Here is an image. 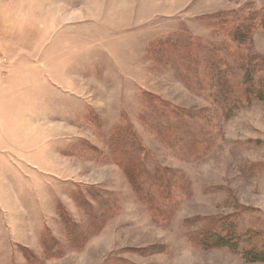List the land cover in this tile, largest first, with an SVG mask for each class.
Here are the masks:
<instances>
[{
    "label": "rangeland",
    "instance_id": "rangeland-1",
    "mask_svg": "<svg viewBox=\"0 0 264 264\" xmlns=\"http://www.w3.org/2000/svg\"><path fill=\"white\" fill-rule=\"evenodd\" d=\"M263 9L264 0H0V264H264L244 257L245 244L197 241L214 217L264 234V104L225 115L211 79L201 73L211 87L198 91L161 43L227 48L214 19ZM252 39L244 55L264 58V29ZM150 98L185 112L182 132L163 137ZM116 137L144 146L161 170L169 191L148 193L161 214L136 190L156 178L134 158L123 163L129 175Z\"/></svg>",
    "mask_w": 264,
    "mask_h": 264
},
{
    "label": "trees",
    "instance_id": "trees-1",
    "mask_svg": "<svg viewBox=\"0 0 264 264\" xmlns=\"http://www.w3.org/2000/svg\"><path fill=\"white\" fill-rule=\"evenodd\" d=\"M214 21L217 23L220 32L230 39L229 47L208 45L201 47V44L198 45L193 39H187L184 42H174L172 39L159 41L165 43V46L177 50L171 58L177 59L175 62L179 65L180 71L193 81L198 91L204 92L210 90L209 86L211 87V85H206L203 79H201V73L211 79L212 86L217 89V92L214 94L215 101L222 108L221 110L225 115H230L233 111L249 104L253 100L264 104V58L252 50L251 54L244 55V53L249 52L255 31L257 29H264V9L258 12H250L245 17L239 16L235 12L220 14ZM232 82H235V84H232ZM207 87L208 89H206ZM150 100L157 105L158 119L160 122L163 121L166 124L165 131L167 134L163 136L166 140L169 137L173 138L175 134L183 131L185 122L182 116L185 112L183 114L182 111L170 107V105L164 104L157 99L150 98ZM168 118L172 122L173 119H176L175 123L171 125ZM118 139L117 137L115 138L114 151L115 155L117 154V157L121 159L122 167L124 168L123 163H126L124 161L127 158H134L143 168L141 172L144 171L152 175L153 178H156L157 181H148L149 183L144 184L141 188L136 186V190L141 199L153 207L157 213L161 214L162 211L153 203V199H160L158 196L159 191H169L167 182H164V185L161 182L158 183V181L165 180V178L161 177V170L157 167L150 170L148 162L152 159L145 152L144 146L139 145L137 142L124 145ZM127 172L130 176L134 177L132 173ZM155 182L158 184H155ZM173 191L174 189H172ZM148 193H152L153 199L149 197ZM91 196L96 201L104 199L103 196H99L98 194L96 196L91 194ZM78 197L85 211L92 213L93 206L86 201L88 199L87 196L78 192ZM163 201L158 202L161 203L160 205H163ZM164 202L167 203V207H170V203L167 200ZM99 206L102 207L103 205ZM46 234H44V239ZM197 237V241L199 240L208 248L229 246L239 249V246L245 244L242 250L244 257L252 263H264V234H260L259 232L240 234L236 217L227 216L208 219L205 221L203 229L199 233L197 231ZM243 237H245V242L240 240ZM257 244L259 245L258 250L253 247ZM43 245L46 251L50 250L49 247L51 246L45 245V243Z\"/></svg>",
    "mask_w": 264,
    "mask_h": 264
},
{
    "label": "crops",
    "instance_id": "crops-1",
    "mask_svg": "<svg viewBox=\"0 0 264 264\" xmlns=\"http://www.w3.org/2000/svg\"><path fill=\"white\" fill-rule=\"evenodd\" d=\"M41 10V9H40Z\"/></svg>",
    "mask_w": 264,
    "mask_h": 264
}]
</instances>
